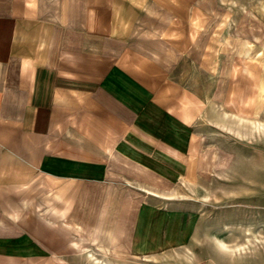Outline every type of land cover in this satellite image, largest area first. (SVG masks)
<instances>
[{
  "label": "crops",
  "instance_id": "obj_1",
  "mask_svg": "<svg viewBox=\"0 0 264 264\" xmlns=\"http://www.w3.org/2000/svg\"><path fill=\"white\" fill-rule=\"evenodd\" d=\"M137 1L0 0V264H102L85 247L145 255L192 234L194 212L114 215L124 167L169 182L190 160L168 89L124 65Z\"/></svg>",
  "mask_w": 264,
  "mask_h": 264
},
{
  "label": "rangeland",
  "instance_id": "obj_2",
  "mask_svg": "<svg viewBox=\"0 0 264 264\" xmlns=\"http://www.w3.org/2000/svg\"><path fill=\"white\" fill-rule=\"evenodd\" d=\"M135 4L145 11L130 18L134 49L124 65L168 89L191 126L190 160L169 182L124 167L114 215L123 223L148 204L197 220L192 234L184 226L183 243L150 254L116 241L114 256L89 246L84 254L102 264H264V0Z\"/></svg>",
  "mask_w": 264,
  "mask_h": 264
},
{
  "label": "bare ground",
  "instance_id": "obj_3",
  "mask_svg": "<svg viewBox=\"0 0 264 264\" xmlns=\"http://www.w3.org/2000/svg\"><path fill=\"white\" fill-rule=\"evenodd\" d=\"M249 239V238H248Z\"/></svg>",
  "mask_w": 264,
  "mask_h": 264
}]
</instances>
